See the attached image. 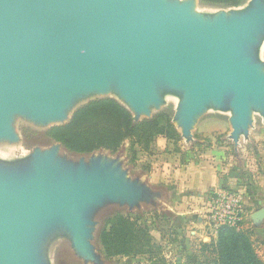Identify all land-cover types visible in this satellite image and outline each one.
Instances as JSON below:
<instances>
[{"label":"water","instance_id":"1","mask_svg":"<svg viewBox=\"0 0 264 264\" xmlns=\"http://www.w3.org/2000/svg\"><path fill=\"white\" fill-rule=\"evenodd\" d=\"M198 3L0 0V140L16 141L14 115L61 125L81 106L68 116L75 99L110 88L136 120L150 118L165 88L181 94L172 123L187 144L212 108L230 113L236 149L249 136L253 112L264 122V64L255 57L264 2L211 17ZM56 147H36L21 164H0V264H50L44 244L59 234L79 256L95 260L92 210L105 201L132 207L163 197L112 162L65 165ZM250 220L262 227L264 208Z\"/></svg>","mask_w":264,"mask_h":264},{"label":"rangeland","instance_id":"2","mask_svg":"<svg viewBox=\"0 0 264 264\" xmlns=\"http://www.w3.org/2000/svg\"><path fill=\"white\" fill-rule=\"evenodd\" d=\"M251 1L252 0H244L243 4L238 8H230L224 5H215L199 1L197 9L200 13L210 17L222 11L229 15L246 11L251 5ZM255 57L264 64V36L261 38L259 46L255 49ZM159 94L161 103L159 106L150 107V117L165 114L171 118V121L173 119L174 123H177L176 119L181 94L166 90L165 88H161ZM105 96L119 99L118 92L114 88H110L103 94H88L75 99L72 107L69 109L68 116L75 108L89 100ZM229 114L230 113L226 111L216 112L213 111L212 108H209L207 112L204 113L203 117L199 119V124L192 129L193 139L191 142L187 144L185 138L180 136V140L175 143L173 141L169 142L170 153L183 154L186 150H190L191 154L198 157L203 154V150L206 148H210L213 153H216L219 151V147H224L227 148L228 153L235 155L234 152L237 151V154L244 158L247 150L255 152L257 147L263 148L264 122L259 114L253 112V124L250 128L249 136L247 139L241 137L236 149L228 137L231 131L230 127H221L218 125L221 124L223 120L225 121L229 117ZM56 123L57 122H34L22 115H14L11 125L17 135V139L13 142L5 139L0 140V164L5 166L21 164L24 160L31 159V152L34 148L39 147L41 149H48L52 146H57V159L65 165H76L79 161L84 162L86 166H89L93 161L112 162L114 166L116 165L120 171L126 174L127 179L135 180L142 178L141 176L146 174V168L151 159L146 155L147 152L143 153L138 151L137 147H135V155H133L128 141L123 143L115 153L100 149L89 155H78L66 150L61 145L54 144L48 137L42 134L48 126ZM176 130L178 129L176 128ZM258 134H263V136L256 140L255 136ZM209 154H211V152H209ZM149 187L154 191L166 193V189L163 186L149 185ZM150 201L151 200L146 198L144 201L142 200L132 207L125 203L120 204L105 201L101 206L91 211L90 218L94 222L92 226L91 243L93 244V250L96 256L95 260L79 256L71 247L70 240L62 234L56 235L55 237L53 236L51 239L47 238L48 240L45 241L44 248L46 260H49L50 264H145L148 257L141 255L107 258L98 244V232L103 220L112 213L121 211L124 214L141 217V222H144L145 225L149 227L154 242L160 244L162 247V253L157 257H165L164 259L167 260L166 264H213L210 254L204 253L202 256L200 253L195 254L193 253L194 251L190 252V249L188 252L185 251V236L182 232H177L180 223H178L175 214L168 210L167 195L163 194L161 201H157L156 203ZM163 240L165 241L163 242ZM261 257L264 262V253L261 254Z\"/></svg>","mask_w":264,"mask_h":264},{"label":"trees","instance_id":"3","mask_svg":"<svg viewBox=\"0 0 264 264\" xmlns=\"http://www.w3.org/2000/svg\"><path fill=\"white\" fill-rule=\"evenodd\" d=\"M201 2L239 7L244 0H199ZM52 142L78 155H89L100 149L115 153L128 141L135 155L150 152L159 136L174 143L180 140L171 118L165 114L136 120L129 109L115 98H95L78 107L70 119L42 132ZM252 228L237 230L220 226L216 237L204 243L202 252L212 256L213 264H264L252 239ZM98 244L107 258L147 256L145 264H166L160 244L154 242L149 227L140 216L116 211L103 220L98 232Z\"/></svg>","mask_w":264,"mask_h":264},{"label":"crops","instance_id":"4","mask_svg":"<svg viewBox=\"0 0 264 264\" xmlns=\"http://www.w3.org/2000/svg\"><path fill=\"white\" fill-rule=\"evenodd\" d=\"M218 125L230 127L227 119ZM258 135L255 136L256 140L263 136ZM169 146V141L159 136L148 154L141 151L151 161L146 174L140 179L148 185L166 189L163 194L167 195L168 210L175 214L180 223L177 232L185 236V251L190 249V252L203 256L202 245L216 237L206 228L209 195L218 189H233L243 197V227L252 228L255 249L262 259L264 224L260 228L253 227L250 216L257 209L264 208V145L263 148L257 147L258 151L255 152L247 150L244 158L237 151L235 155L228 153L224 147H219L216 153L206 148L203 154L196 157L190 150L183 154L170 153Z\"/></svg>","mask_w":264,"mask_h":264},{"label":"built area","instance_id":"5","mask_svg":"<svg viewBox=\"0 0 264 264\" xmlns=\"http://www.w3.org/2000/svg\"><path fill=\"white\" fill-rule=\"evenodd\" d=\"M244 202L242 195L233 189H218L209 195L206 227L210 234H216L220 226L237 230L243 227Z\"/></svg>","mask_w":264,"mask_h":264},{"label":"bare ground","instance_id":"6","mask_svg":"<svg viewBox=\"0 0 264 264\" xmlns=\"http://www.w3.org/2000/svg\"><path fill=\"white\" fill-rule=\"evenodd\" d=\"M198 5H199V3H198ZM198 8V7H197Z\"/></svg>","mask_w":264,"mask_h":264}]
</instances>
